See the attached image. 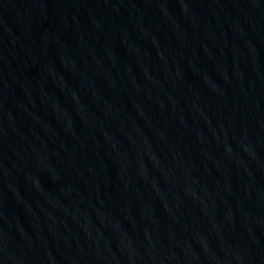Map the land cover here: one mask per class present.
Returning <instances> with one entry per match:
<instances>
[{"label":"water","instance_id":"obj_1","mask_svg":"<svg viewBox=\"0 0 264 264\" xmlns=\"http://www.w3.org/2000/svg\"><path fill=\"white\" fill-rule=\"evenodd\" d=\"M0 264H264V0H0Z\"/></svg>","mask_w":264,"mask_h":264}]
</instances>
